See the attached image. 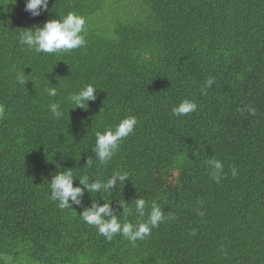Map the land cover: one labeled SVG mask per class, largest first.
<instances>
[{"label":"trees","instance_id":"1","mask_svg":"<svg viewBox=\"0 0 264 264\" xmlns=\"http://www.w3.org/2000/svg\"><path fill=\"white\" fill-rule=\"evenodd\" d=\"M25 5L0 0V264H264V0H50L38 17ZM69 12L87 19L85 47L37 54L19 43L22 30ZM88 84L97 99L74 109L67 97ZM184 99L197 111L174 116ZM126 116L138 118L134 134L108 165L87 166L95 132ZM209 159L224 165L219 183ZM66 169L74 186L85 174L129 179L60 209L50 182ZM92 200L112 201L121 222L119 200L131 222L153 202L175 219L135 245L109 242L80 217Z\"/></svg>","mask_w":264,"mask_h":264},{"label":"clouds","instance_id":"2","mask_svg":"<svg viewBox=\"0 0 264 264\" xmlns=\"http://www.w3.org/2000/svg\"><path fill=\"white\" fill-rule=\"evenodd\" d=\"M50 0H26L25 11L29 12L33 17H38L42 12L48 10ZM86 24L87 19L76 13L69 12L67 15L58 19H51L42 27H35L22 30L19 33V43L26 46L27 50L37 54H56L60 52H70L86 46ZM22 72L16 77L20 85H24L25 80ZM215 83V79L209 77L202 93L206 94L208 88H211ZM49 97L57 96V87H49L45 89ZM97 88L93 84L85 85L77 92L70 94L67 99L69 103L76 108L86 109L90 101H95ZM198 105L194 100L184 99L172 108V114L176 117L186 116L196 112ZM49 110L52 117L60 119L64 112L62 105L59 102H54L49 105ZM244 109H241L243 111ZM247 111L255 114V109L251 106L247 107ZM5 115V107L0 104V118ZM138 118L135 116H126L114 127L110 126L103 132H95V145L91 149L93 156H89L87 166H91L93 161H98L100 165H108L120 150V145L124 139L134 134L135 128L138 126ZM195 155V154H194ZM210 169V176L217 183L222 177H226L224 165L218 159H209L206 161ZM232 176L237 175V169H231ZM129 179L127 171H114L111 176L106 179H92L88 175L81 176L79 185L74 186L77 180L74 177L72 169L58 171L52 176L50 182V199L57 203L60 209H69L73 206L83 207V198L86 193H106L114 191L119 183H125ZM135 201V214L138 217H145L146 201L143 198H137ZM120 208L123 209L124 220L121 222L120 212L113 208V202L99 203L93 201L90 207H84L80 214L83 222L97 229L98 234L104 236L109 242L113 240L117 234L122 235L127 240L135 245L137 240H143L151 235L152 229L158 228L161 223L171 216H166L164 211L155 202L151 204V211L146 220L139 219L136 222H131L127 219L133 215L132 208L125 200L118 201ZM203 215V213H200ZM175 219V216H171ZM195 235V232L192 233Z\"/></svg>","mask_w":264,"mask_h":264},{"label":"bare ground","instance_id":"3","mask_svg":"<svg viewBox=\"0 0 264 264\" xmlns=\"http://www.w3.org/2000/svg\"><path fill=\"white\" fill-rule=\"evenodd\" d=\"M112 53V52H111ZM200 108V107H199ZM193 121V120H192Z\"/></svg>","mask_w":264,"mask_h":264},{"label":"rangeland","instance_id":"4","mask_svg":"<svg viewBox=\"0 0 264 264\" xmlns=\"http://www.w3.org/2000/svg\"><path fill=\"white\" fill-rule=\"evenodd\" d=\"M12 264V263H11Z\"/></svg>","mask_w":264,"mask_h":264}]
</instances>
